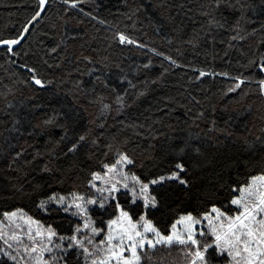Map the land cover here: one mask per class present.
Returning <instances> with one entry per match:
<instances>
[{
    "label": "snow or ice",
    "instance_id": "1",
    "mask_svg": "<svg viewBox=\"0 0 264 264\" xmlns=\"http://www.w3.org/2000/svg\"><path fill=\"white\" fill-rule=\"evenodd\" d=\"M60 4L63 13L78 10L101 24L106 23L91 12L85 13L82 0H60ZM142 7H137L135 12ZM258 7L264 13V0H259V4L255 0H196V15L203 22L179 43L190 46L197 56L201 54L197 49L202 45L206 46L204 55H209V48L217 42L226 43L225 54L235 49L241 58L236 61L238 73H216L210 68L186 64L185 67L196 73L189 80L200 81L209 76L226 78L229 83L220 93L223 98L239 91L241 98L254 96L264 108V22L258 28L251 27L256 21L248 15L251 12L255 16ZM50 8V0H33L16 30L6 28L0 33V56L6 57L10 65H16L15 58L23 52L19 68L24 70L25 78L14 80L13 84L23 85L34 94L48 91L55 84L57 92L63 88L71 101L60 108H51V114L46 112L33 122L27 114L21 118L8 110L12 107L8 95L15 89L5 86L8 90L0 95L4 97L3 115L8 119L0 125L3 128L0 137L7 144L4 152L8 169L25 176L33 195L39 197L35 201L36 209L56 219L44 222L28 215L23 208L4 211L0 219V241L3 242L0 256L5 259L0 264H144L145 257L151 259L158 248L177 249L182 264H219L221 260L225 264H264V157H260V172L247 176L245 182L233 179L230 170L222 167L219 171L213 170L209 179L206 153L190 139L169 144L161 157L149 152L141 153L140 159L134 150H129L130 138L122 132L131 128L137 136H143V132L137 131L143 124L137 125L134 121L125 124L120 120L121 134L105 136L108 119H116L130 106L129 88L135 93L132 100H136L146 94L150 83H159L169 69L164 68L153 81L146 78L145 90L128 80V88L121 92L108 82L103 72L95 74L100 72L99 68L88 67L100 64L106 70L109 57L95 59L92 54L81 51L70 70L62 72L59 78L49 75L64 67L66 54L62 48H67L68 36L64 33L70 22L69 17L59 12L50 20L46 16ZM44 23H48V29L37 33L36 26L43 27ZM218 36L223 38L217 41ZM105 40L107 48L148 47L126 28L116 25H112L111 34ZM237 42L247 43L238 47ZM26 43L28 47L24 48ZM149 50L172 67L179 63L172 55L157 52L155 48ZM177 53L182 54L180 49ZM32 56L36 57L34 63L29 62ZM81 62L86 70L81 68ZM67 63L72 65L73 61L68 59ZM150 66L151 60L142 68ZM73 73L81 78H74ZM84 76L90 77V85L85 86ZM69 78L72 87H64ZM119 79L123 81L127 77L121 75ZM97 85L108 89L111 99L98 92ZM191 100L196 105L201 103L194 96ZM39 107L33 105V111ZM90 107L96 109L95 114L89 111ZM164 107L168 109L167 104ZM81 111L89 117L83 126ZM212 111L215 113V105ZM204 118L203 109L191 116L193 123ZM260 119L264 121V112ZM230 120L231 117L224 124L228 125ZM208 124L209 132H227L226 127H217L214 117ZM261 130L264 132V128ZM37 137L43 140L42 145ZM257 139L264 149V137ZM29 140L33 143L29 144ZM250 163L251 160H245L244 166ZM51 185L57 187L53 189ZM219 190L231 196L227 208L213 200L207 201L208 210L198 213L172 207L177 200L211 197ZM233 208L235 211L231 212ZM157 213L164 218L163 223ZM6 227L11 231H6ZM157 264H164L163 258Z\"/></svg>",
    "mask_w": 264,
    "mask_h": 264
},
{
    "label": "trees",
    "instance_id": "2",
    "mask_svg": "<svg viewBox=\"0 0 264 264\" xmlns=\"http://www.w3.org/2000/svg\"><path fill=\"white\" fill-rule=\"evenodd\" d=\"M32 2L33 0H0V33H3L6 28L15 31L26 14V10L30 9ZM255 2L259 4V0H255ZM50 4L51 8L46 14L50 20H54L56 13L59 12L69 17L70 22L65 26L64 33L68 36L67 48H62L66 54V59L62 62L64 67L59 71L54 70L49 75L55 74L59 78L62 72L70 70L75 66V57L81 51L85 54H92L95 59L103 56L109 57L106 70L100 64L88 65V67L99 68L100 72L95 74L99 75L103 72L108 82L121 92L128 88V80H131L132 84L137 85L141 90H145L143 82L146 78L153 81L154 78L160 76L164 68L169 69L159 83H150L146 94L136 100H132L135 93L133 89L129 88L130 106L116 119L111 117L108 119V127L104 129L105 136L121 134L123 125L119 123L120 120H123L125 124L134 121L137 125H144L142 129L137 128L138 132H143V136H137L131 128L123 129L122 135L130 138L128 148L130 151L134 150L140 159L143 158L141 153L147 155L149 152H154L157 157H161L166 153L169 144L190 139L194 145L199 144L206 153L205 169L209 179H211L212 171H219L221 167L226 171L230 170L232 178L238 179L240 182H245L247 176L260 172L262 167L260 157H264V149L261 148L257 139L264 137V132L261 130L264 128V121L260 119L264 108H262L261 102L254 96L241 98L239 91L223 98L220 93L229 83L223 77L209 76L200 81L189 80V77L196 73L192 68L185 67L186 64L210 68L216 73L228 71L236 74L239 71L236 61L241 59L235 49L229 50L227 54L224 53L226 43L217 42L215 47L209 48V55H204L206 46L202 45L197 49L201 53L199 56L193 52L190 46L179 43V40L187 39L192 29L199 28L203 22L202 18L196 15V0H82L81 7L84 12H91L92 16L106 21L104 24L78 10H71L67 14L63 13L60 0H50ZM180 4H183L184 7H178ZM140 5H143L141 10L135 12V9ZM189 8L192 9L191 12L188 11ZM248 15L256 21L251 27L258 28L260 23L264 22V13L259 7L255 16L251 12ZM112 25L126 28L129 34L136 37L141 43L147 44L148 47L107 48L105 37L111 34ZM48 27V23H44L43 27L37 25L35 31L43 32ZM221 38L223 37L218 36L217 41ZM256 38L252 37V39ZM246 43L237 42V46L243 47ZM81 45H83L82 48ZM23 47L27 48V43ZM36 47L37 45L34 43L33 50ZM151 48H155L157 52H163L165 55H172L179 63L175 67L170 66L163 57L151 52L149 50ZM93 49L97 51L93 52ZM177 49H180L182 54H178ZM56 58L59 59V55ZM15 59L17 64L10 65L6 57L0 56V93L8 90L5 86L15 89L8 95V100L12 105L8 109L9 111L21 118L27 114L28 117L33 118L34 122V118L40 117L46 112L51 114V108H60L62 104L71 101V97H66L63 88L57 92L55 84L48 91L35 94L23 85L13 84L14 80L25 78L24 70L19 68V64L23 62V52L21 57ZM68 59L73 61L72 65L67 63ZM149 60H151V66L148 69H143L142 66ZM29 62H36V57H30ZM49 63H52L51 59ZM116 64H119L120 67L117 68ZM81 68L86 70L83 62H81ZM121 75L126 76L127 80L121 81L119 79ZM73 77L81 78L78 73H73ZM82 79L85 86L91 84L89 76H84ZM64 87H72L71 78L68 79ZM97 91L103 92L111 99L108 89L97 85ZM193 96L201 102L200 105H196L195 101L191 100ZM206 96L207 100H205ZM3 101L4 97L0 95V125H3V121L8 119L3 115ZM166 104L171 111L165 109ZM33 105H40V107L33 111ZM212 105H215V113L212 111ZM188 109H191V112H188ZM201 109L205 112V118L193 123L191 116ZM89 111L95 114L96 109L90 107ZM80 115L82 117L81 126H83L89 117L83 111ZM213 117L217 120V127H226L227 132L208 131V121ZM229 117L231 120L228 125H225L224 121ZM0 132H3L2 127H0ZM3 134L7 135V133ZM209 136L212 137L211 140L208 139ZM36 139L40 141L41 145L43 144L40 137ZM245 140H247V145ZM12 142L17 143L15 140ZM28 143L31 144L33 141L29 140ZM6 148L7 144L0 137V217L4 211L23 208L27 214L36 219L53 222L56 217L36 209L35 201L39 197L33 195L31 188L26 183L25 176L21 172L8 169L4 152ZM245 160H251L247 167L244 166ZM148 166L150 167V165ZM27 171L31 172L32 170L27 169ZM36 175L33 173V176ZM51 187L55 189L57 186L51 185ZM230 199L231 196L227 192L219 190L211 197L201 196L198 199L194 197L191 201L184 199L183 202L177 200L172 207L184 208L187 211L195 210V213H198L208 210L210 207L208 200L218 202V206L223 205L227 208V201ZM156 215L163 223L164 218L160 217L159 213ZM172 219H175V216ZM168 223H171L170 219ZM164 226L166 227V225ZM161 258H163L164 264H182L177 249L159 248L154 250L151 259L145 257L144 264H157Z\"/></svg>",
    "mask_w": 264,
    "mask_h": 264
},
{
    "label": "rangeland",
    "instance_id": "3",
    "mask_svg": "<svg viewBox=\"0 0 264 264\" xmlns=\"http://www.w3.org/2000/svg\"><path fill=\"white\" fill-rule=\"evenodd\" d=\"M235 211V209L233 208L232 210H231V212H234ZM231 212H230V214H231ZM26 213V212H25ZM29 215V214H28ZM0 219H3V216L2 217H0ZM4 223H5V225H7V221L5 220L4 221ZM18 223H23L22 221H18ZM206 223V222H205ZM17 231H19V229H16ZM26 230V229H25ZM6 231H11V229L10 228H7L6 227ZM3 242L2 241H0V244H2ZM15 246V245H14ZM5 258L3 257V256H0V261H3ZM219 264H225V261H223V260H221V261H219Z\"/></svg>",
    "mask_w": 264,
    "mask_h": 264
}]
</instances>
